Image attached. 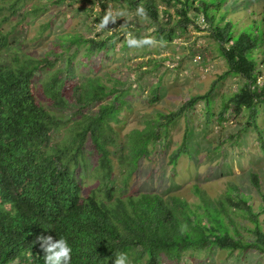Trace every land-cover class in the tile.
Segmentation results:
<instances>
[{"label": "trees", "instance_id": "trees-1", "mask_svg": "<svg viewBox=\"0 0 264 264\" xmlns=\"http://www.w3.org/2000/svg\"><path fill=\"white\" fill-rule=\"evenodd\" d=\"M89 1H101V5L104 1L126 2L131 8L142 7L161 23L157 38L164 36L165 40L176 36L177 30L189 31L193 25L209 30L228 63L229 70L221 78L233 74L245 79L244 85L224 102L221 120L229 109L239 114L244 108L253 110L258 99L264 101V82L258 83L262 75L260 66L264 67V23L261 32H240V25L231 17L230 10L235 5H229L231 0ZM160 3L165 4L164 10ZM161 12L163 17L174 16L176 23L169 18L163 26ZM99 43L93 42L102 49L105 44ZM8 45V34L0 30V53ZM13 61H0V264H44V252L37 241L40 235L65 238L73 249L71 264H114L118 252L126 253L131 264H163L164 258L180 261L189 250L214 246L264 253V230L247 198L241 201L247 206L244 213L256 222L253 240H243L234 227L233 206L238 201L230 192L226 194L230 203L225 198L214 200L196 184L194 192L199 201L195 204L177 195L165 197L158 192L121 197L110 185L103 195L82 194L77 168L82 163L87 138L98 152L96 170L103 181L112 179L113 157L117 156L125 166L127 183L140 160L151 154L158 141L169 137L170 126L180 113L198 99H208L216 84L211 92L191 97L179 110L158 112L145 121L143 128L132 129L122 137L113 127V123L121 122L120 113L127 104L118 87L108 86L100 77L89 76L83 81L74 80L70 87L59 68L43 82L41 95L52 108L62 109L73 100L80 118L69 127L67 136L54 141L55 131L64 122L43 103L33 82L49 60L21 61L16 56ZM69 91L72 98L66 94ZM157 92V88L152 90V100L158 99ZM99 102L104 103L98 105L97 111L83 112ZM187 142L188 133L172 153V164L176 165L181 154L188 152ZM252 179L260 189L259 175L254 173ZM182 224L187 225L183 233Z\"/></svg>", "mask_w": 264, "mask_h": 264}, {"label": "rangeland", "instance_id": "rangeland-1", "mask_svg": "<svg viewBox=\"0 0 264 264\" xmlns=\"http://www.w3.org/2000/svg\"><path fill=\"white\" fill-rule=\"evenodd\" d=\"M229 5H234L230 16L240 25V32H261L264 0H231ZM165 7L160 3L161 10ZM249 7L253 11L251 15ZM109 11H122L125 16L101 29L100 21ZM163 14V26L169 18L176 23L174 16L163 17ZM160 26L148 14L144 18L138 16L137 9L126 2L104 1L101 5V1L89 0H0V30L9 36V45L0 53V61L14 63L16 56L21 61L49 60L48 66L36 73L33 82L43 103L64 122L55 131L54 141L67 136L69 127L80 118L73 100L62 109L52 108L49 100L41 95L43 82L59 68L70 87L74 80L83 81L88 76L100 77L108 86L118 87L127 104L120 113L121 122L113 123V127L122 137L132 129L143 128L145 121L158 112L179 110L191 97L211 92L216 84L208 98L211 108L207 98H200L182 111L171 124L169 137L158 141L151 154L140 160L127 183L125 166L117 156L113 157L112 179L103 181L96 170L99 155L90 138L84 143V157L77 176L83 195H103L110 185L121 197L158 192L165 197L177 195L195 204L199 201L194 192L196 184L214 200L226 199L230 192L238 201L233 206L234 227L243 240H253L256 222L244 213L243 208L247 206L241 199L247 198L264 230V101L258 99L253 110L244 108L239 114L229 109L221 120L219 114L224 102L244 85L245 79L233 74L221 78L229 67L209 30L193 25L189 31L177 30L176 36L165 40L164 36L157 38ZM130 38L149 39L151 43L129 46ZM77 39L79 43L73 42ZM94 40L105 45L100 49L98 44H93ZM260 69L262 82L264 67ZM156 88L158 99L155 101L152 90ZM66 94L72 98V91ZM104 102L84 108L83 112H95ZM186 133L188 152L182 153L174 165L171 155L181 146ZM254 173L259 175L260 189L253 183ZM226 201L230 203L229 199ZM163 264H264V253L214 246L189 250L180 261L164 258Z\"/></svg>", "mask_w": 264, "mask_h": 264}, {"label": "clouds", "instance_id": "clouds-1", "mask_svg": "<svg viewBox=\"0 0 264 264\" xmlns=\"http://www.w3.org/2000/svg\"><path fill=\"white\" fill-rule=\"evenodd\" d=\"M137 15L141 18L146 16L142 7L137 9ZM124 16L125 13L122 11H109L101 19L100 28H106L110 23H115L118 18ZM128 43L129 46H140L142 43H151V41L149 39L139 41L135 38H130ZM180 231L182 233L187 231V225L182 224ZM37 241L40 243V247L44 252V264H71L73 249L65 238L59 237L56 239L51 235H40L37 237ZM114 264H131V261L126 253L118 252L115 253Z\"/></svg>", "mask_w": 264, "mask_h": 264}, {"label": "built area", "instance_id": "built-area-1", "mask_svg": "<svg viewBox=\"0 0 264 264\" xmlns=\"http://www.w3.org/2000/svg\"><path fill=\"white\" fill-rule=\"evenodd\" d=\"M199 58L201 59V58H202V56L200 55V56H199ZM195 60H197V59H195ZM197 61H198V60H197ZM259 78H260V77H259ZM263 82H264V79H263V81H262V82H261V81L258 79V83H259V84H261V83H263Z\"/></svg>", "mask_w": 264, "mask_h": 264}]
</instances>
